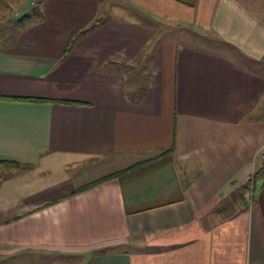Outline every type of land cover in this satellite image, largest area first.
<instances>
[{
	"label": "crops",
	"instance_id": "1",
	"mask_svg": "<svg viewBox=\"0 0 264 264\" xmlns=\"http://www.w3.org/2000/svg\"><path fill=\"white\" fill-rule=\"evenodd\" d=\"M3 9L0 264H264V0Z\"/></svg>",
	"mask_w": 264,
	"mask_h": 264
},
{
	"label": "rangeland",
	"instance_id": "2",
	"mask_svg": "<svg viewBox=\"0 0 264 264\" xmlns=\"http://www.w3.org/2000/svg\"><path fill=\"white\" fill-rule=\"evenodd\" d=\"M104 0H102L103 2ZM119 8H121L123 10V12H112L110 9H106L104 8V6L102 5L101 6V10H100V14L98 16H108L109 14H126L127 13V10L125 7L123 6H120ZM126 12V13H124ZM11 9H7V10H0V47H3L5 45H8L6 40L7 41H10V37H11V30H13V28H17V21L15 22L14 20H10L9 16L11 15ZM4 35V37H3ZM263 102V105H264V101ZM260 164V163H259ZM257 179H259L258 177H255L253 179V183L254 185L256 186L255 184V181H257ZM74 254V253H72ZM67 259H64L63 262H60L59 264H70L71 262L73 263H76L78 262L77 260V256H67L66 257ZM46 260H42V261H39V260H35L33 261L32 263H35V264H42L44 263ZM59 262V261H58ZM57 261H51L50 263H58Z\"/></svg>",
	"mask_w": 264,
	"mask_h": 264
},
{
	"label": "trees",
	"instance_id": "3",
	"mask_svg": "<svg viewBox=\"0 0 264 264\" xmlns=\"http://www.w3.org/2000/svg\"><path fill=\"white\" fill-rule=\"evenodd\" d=\"M99 21L98 19H94L89 25L85 26L84 28L80 29L79 31H77L74 36H73V39L75 37H77L78 35H80V33L83 32V30H88L90 29L93 25L96 24V22ZM72 40V39H71ZM27 100H38V99H30V98H26ZM262 176H264V164H260L257 168H255V170H253V172L250 174V177L247 181V183L245 184V188L247 187L248 191L250 192L252 189H253V179L255 177H258V178H261ZM109 176H104V177H101L97 180H95L93 183H97V182H101L105 179H107ZM90 185V184H89ZM88 186V185H87ZM85 187H81L80 189H83ZM243 188V190L245 189Z\"/></svg>",
	"mask_w": 264,
	"mask_h": 264
},
{
	"label": "built area",
	"instance_id": "4",
	"mask_svg": "<svg viewBox=\"0 0 264 264\" xmlns=\"http://www.w3.org/2000/svg\"><path fill=\"white\" fill-rule=\"evenodd\" d=\"M255 154L258 162L264 164V137L260 140Z\"/></svg>",
	"mask_w": 264,
	"mask_h": 264
}]
</instances>
